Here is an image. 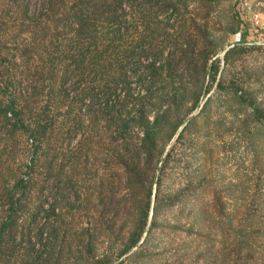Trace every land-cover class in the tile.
Returning <instances> with one entry per match:
<instances>
[{
	"label": "trees",
	"instance_id": "1",
	"mask_svg": "<svg viewBox=\"0 0 264 264\" xmlns=\"http://www.w3.org/2000/svg\"><path fill=\"white\" fill-rule=\"evenodd\" d=\"M216 1L0 0V264H264V43L233 39L220 68ZM218 71L199 115L238 106L246 161L219 177L182 164L196 116L161 144Z\"/></svg>",
	"mask_w": 264,
	"mask_h": 264
},
{
	"label": "rangeland",
	"instance_id": "2",
	"mask_svg": "<svg viewBox=\"0 0 264 264\" xmlns=\"http://www.w3.org/2000/svg\"><path fill=\"white\" fill-rule=\"evenodd\" d=\"M192 5V1L189 2ZM217 12L209 17L207 22V28L211 34V41L217 46L215 54L212 59H219V67L221 68V57L222 55L219 51L229 42H232L233 39L245 40L247 43H264V0H217L216 1ZM192 12L186 14L189 18H192L194 15V20L196 23H200V16L202 15V9L197 8ZM238 9L239 14L242 17L243 23L238 26V31L236 37L231 35V27L234 28L236 20L234 18V11ZM233 36V37H232ZM254 56V55H253ZM253 56L248 57L250 60ZM197 71V70H196ZM219 71L215 75L214 80H210L209 74H206L204 80L199 81V86H201V92H204V88L208 89L206 94H201L199 101L195 105H192L193 99L190 97L187 99L184 105H182L177 113L175 114V120L171 119L169 122L172 127L177 120H181L178 124V127L175 131H172L170 128L167 131V134H163L161 137L162 148L165 151L171 149L175 143V138L180 129L188 122L183 124L184 119L191 114V119L194 120L193 124L188 127L186 130V141L185 147L188 144V148L182 151L181 160L182 164L187 165V168H197L200 171L209 170V173L212 176H218V171L221 169L220 160L223 156L227 158H233L235 162L240 163L241 166H246V161H243L244 156L242 153L239 155L237 153H232V151L227 147L226 141L233 138H237L241 133L238 129V115L237 112H240L238 106H228V104L219 102L216 104H210L205 112L199 115V110L202 107V104L205 98L212 92L215 81L217 80ZM189 86V85H187ZM191 86V85H190ZM204 95V96H203ZM151 118V116L149 117ZM196 143L195 151L198 148L197 154L191 156L190 161H185V157H189L188 150H191V143ZM183 152H185L183 155ZM163 155V154H162ZM207 155L210 156V162L206 165L201 163L203 157ZM199 157V158H197ZM230 158V159H231ZM232 160H229L226 164L232 165ZM233 167V165H232ZM231 167V168H232ZM225 171L222 172L224 175V180L227 182L229 180V175L233 171L227 170V167H222ZM170 176L164 180V188L175 189L183 184L182 174H176V171H169ZM219 177V176H218ZM120 191V190H119Z\"/></svg>",
	"mask_w": 264,
	"mask_h": 264
},
{
	"label": "water",
	"instance_id": "3",
	"mask_svg": "<svg viewBox=\"0 0 264 264\" xmlns=\"http://www.w3.org/2000/svg\"><path fill=\"white\" fill-rule=\"evenodd\" d=\"M231 46H232V44H227V45H225V46L219 51V53L222 55V54H223V53H224L229 47H231ZM190 118H191V114L188 115V116L184 119L183 124H185ZM158 170H159V167L157 166V167H156V170H155V172H154V176H153V182H152L153 187H154L155 184H156L157 175H158ZM152 195H153V192H152Z\"/></svg>",
	"mask_w": 264,
	"mask_h": 264
}]
</instances>
